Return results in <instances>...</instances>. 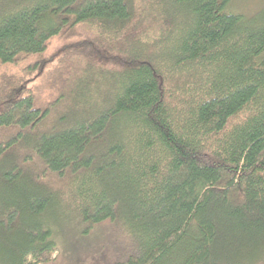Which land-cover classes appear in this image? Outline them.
I'll use <instances>...</instances> for the list:
<instances>
[{
    "label": "trees",
    "instance_id": "1",
    "mask_svg": "<svg viewBox=\"0 0 264 264\" xmlns=\"http://www.w3.org/2000/svg\"><path fill=\"white\" fill-rule=\"evenodd\" d=\"M233 1L0 0V264L61 219L115 264H264V4Z\"/></svg>",
    "mask_w": 264,
    "mask_h": 264
},
{
    "label": "rangeland",
    "instance_id": "2",
    "mask_svg": "<svg viewBox=\"0 0 264 264\" xmlns=\"http://www.w3.org/2000/svg\"><path fill=\"white\" fill-rule=\"evenodd\" d=\"M263 4L264 0H234L230 9L251 14ZM52 46L53 50L54 43ZM50 224L56 250L44 255L38 264H115L126 258L128 243L122 232L108 221L92 226L86 234L77 221L61 219L57 225Z\"/></svg>",
    "mask_w": 264,
    "mask_h": 264
}]
</instances>
